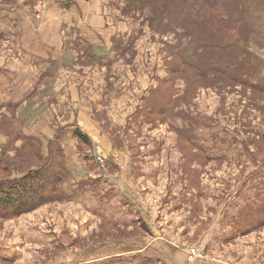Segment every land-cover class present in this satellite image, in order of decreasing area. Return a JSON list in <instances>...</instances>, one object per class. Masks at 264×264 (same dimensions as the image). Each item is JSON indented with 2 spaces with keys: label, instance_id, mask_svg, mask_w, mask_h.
I'll list each match as a JSON object with an SVG mask.
<instances>
[{
  "label": "rangeland",
  "instance_id": "obj_1",
  "mask_svg": "<svg viewBox=\"0 0 264 264\" xmlns=\"http://www.w3.org/2000/svg\"><path fill=\"white\" fill-rule=\"evenodd\" d=\"M3 1L2 61L3 27L8 31ZM57 1L66 6L70 0ZM108 1L126 25L112 56L94 60L72 41L79 69L57 75L60 79L67 71L64 76L72 78L74 91L65 97L70 103L49 102L39 94L32 105L3 113L0 91V121L9 119L0 124V154L9 166L22 164L11 168V176L43 163L22 145L24 136L35 138L42 157L57 137L63 152L74 138L83 154L66 164L60 199L19 217L0 218V257L16 245L14 264H125L132 254L151 251L167 264H264V44L252 42L260 55L253 62L258 74L247 83L237 81L246 75L235 67L208 72L207 56L202 70L208 74L196 72L188 88L182 73L171 67L175 53L182 50L191 58L194 21L225 37L220 30L234 21L229 3L235 0H160L169 8L166 17L165 10L156 16L148 6L126 10L129 0ZM258 83L260 90L254 89ZM163 104L168 108L162 113ZM48 111L47 120L54 114L52 138L29 134L31 117L45 119ZM74 112L87 131L105 135V152L91 137L92 147L79 150L70 133L83 131L71 125ZM181 130L189 132L187 142ZM5 166L0 177L7 175ZM114 176L117 184L110 183ZM28 225L37 229L32 240L38 243L26 249L19 229Z\"/></svg>",
  "mask_w": 264,
  "mask_h": 264
},
{
  "label": "crops",
  "instance_id": "obj_2",
  "mask_svg": "<svg viewBox=\"0 0 264 264\" xmlns=\"http://www.w3.org/2000/svg\"><path fill=\"white\" fill-rule=\"evenodd\" d=\"M64 5L65 3L57 0L3 2V26L8 29L5 32L3 27V61L0 60V65L3 66L0 68L3 84L0 91L3 92V111L6 110L3 113L29 102L32 105L34 97L39 94L47 96L45 100L49 102L62 100L61 102L70 103V99L65 97H71L74 88L72 89V78H68V75L64 76V73L79 69L73 64V58L77 55L75 51H80L94 60L96 57L112 56L115 53L112 47L119 43L118 37L126 23L121 14L118 16L115 11H112L108 0H70L67 1L66 6ZM112 6L115 5L112 3ZM105 9L108 10L107 13ZM66 27L70 30L63 34ZM72 41L76 48L80 45L76 50L72 46ZM84 44H87L88 48L84 47ZM62 69H67V71H62L61 78L57 79L59 78L58 72ZM47 93H50V96ZM45 96L41 97L45 98ZM36 100L37 109L40 105V98L36 97ZM51 112L48 111L45 119L36 120L34 116L31 117L33 125L29 134L41 136L44 139L52 138L55 132L52 124L54 114L52 120H47ZM17 115L20 114L17 112ZM83 124L80 115L77 118L74 112L71 125H78L83 131L90 133L89 136L93 139L97 150L105 152V135L87 131V125L84 128ZM70 133L73 137L74 131ZM72 141L66 147L64 144L66 164L78 155L83 156L76 149L74 138ZM110 183L117 184V178L112 177ZM34 228L33 225H28L22 230L19 229L25 235L23 245L26 249L31 248L32 243H38L32 240L34 234L38 235L37 229L34 230ZM16 230L18 231L17 228ZM117 248L121 247L117 246ZM13 249L8 256L3 257V251L1 252L0 264H14V254L18 251L17 246L15 245ZM132 255V257L147 256L148 252Z\"/></svg>",
  "mask_w": 264,
  "mask_h": 264
},
{
  "label": "trees",
  "instance_id": "obj_3",
  "mask_svg": "<svg viewBox=\"0 0 264 264\" xmlns=\"http://www.w3.org/2000/svg\"><path fill=\"white\" fill-rule=\"evenodd\" d=\"M3 2H10V0ZM129 4L126 10L132 9L136 11L143 9L144 6H148L150 13L152 12L156 16H159L157 15L160 14L158 13L159 11L165 10L163 13L165 17L169 12V8L165 7L166 4L161 3L160 0H129ZM229 4L232 6L229 5L236 15L234 16V21L231 20L230 24H228L230 25L229 28L220 30L221 33L225 34V37L212 35L208 31H205L204 27L198 28V25L194 21L192 29H195V31L190 43L191 58H186L182 50H177L174 55L171 67L182 73L188 88L191 87L196 72L198 74H208L210 71L219 70L223 74L229 69H232V67H235L241 75H246V78L243 79L241 76H238L239 78L237 77V81L242 83H247L251 79L249 77L257 73L255 69L257 66L253 62L257 59L258 56L256 55H259V53H257V50L253 51L251 46L254 40L264 44V0H254L251 5L238 0L232 1ZM182 27L186 30L184 23ZM210 32L214 33V30H210ZM207 56L208 72H205L202 70V67ZM225 65L227 68L223 69ZM196 68L198 71H196ZM254 89L260 90L262 88L258 83L254 85ZM160 107V112H167L168 106L166 104ZM7 120L9 119L4 118L0 121V124ZM181 131L187 142L189 132L186 130ZM19 137L21 138L22 136ZM74 137L79 150L82 151V149L92 147L90 136L82 130L76 129L74 131ZM22 138V145L28 148L38 161L43 163L40 165H32L19 175L11 176V168H22V164L13 162L14 164L9 166L7 165L8 162L6 163L9 160L5 158L3 152L0 154V167L6 165L3 170L7 173V175L0 177V218L2 219L19 217L51 201L60 199L63 195V189L61 188L64 181L68 178L65 153L63 152V148H61L62 145L59 137H54V145L52 146L53 142H51L48 153L43 155V157L39 154L35 146V138L25 136ZM30 164L32 162L24 165ZM116 250H121V248H116ZM157 255L155 251H151L147 256L139 255L137 257H129V261L131 262L125 261V264L134 262V264H167L166 262H160L159 255V258L155 260V256Z\"/></svg>",
  "mask_w": 264,
  "mask_h": 264
}]
</instances>
